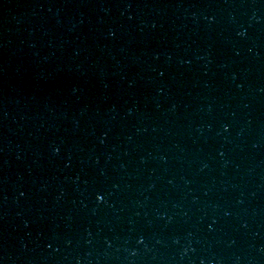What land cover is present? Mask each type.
<instances>
[{
    "label": "water",
    "instance_id": "1",
    "mask_svg": "<svg viewBox=\"0 0 264 264\" xmlns=\"http://www.w3.org/2000/svg\"><path fill=\"white\" fill-rule=\"evenodd\" d=\"M0 264H264V0H0Z\"/></svg>",
    "mask_w": 264,
    "mask_h": 264
},
{
    "label": "clouds",
    "instance_id": "2",
    "mask_svg": "<svg viewBox=\"0 0 264 264\" xmlns=\"http://www.w3.org/2000/svg\"><path fill=\"white\" fill-rule=\"evenodd\" d=\"M55 151V150H54ZM96 200L99 202L100 201V196L96 197Z\"/></svg>",
    "mask_w": 264,
    "mask_h": 264
},
{
    "label": "snow or ice",
    "instance_id": "3",
    "mask_svg": "<svg viewBox=\"0 0 264 264\" xmlns=\"http://www.w3.org/2000/svg\"><path fill=\"white\" fill-rule=\"evenodd\" d=\"M100 199H101V197H100Z\"/></svg>",
    "mask_w": 264,
    "mask_h": 264
}]
</instances>
